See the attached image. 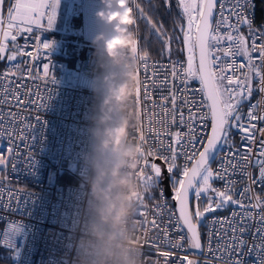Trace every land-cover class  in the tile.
I'll return each instance as SVG.
<instances>
[{"label": "snow or ice", "instance_id": "snow-or-ice-1", "mask_svg": "<svg viewBox=\"0 0 264 264\" xmlns=\"http://www.w3.org/2000/svg\"><path fill=\"white\" fill-rule=\"evenodd\" d=\"M147 2L151 4L152 0ZM58 3L59 0H0V61L6 60L10 65L0 71V138L9 145L6 154L0 155V171L10 162L14 167L22 156L16 142L23 144L32 127L26 123L30 117L23 114V109L34 103L25 99L34 93L23 81L33 78V68L21 58L31 59L34 53L27 51V40L24 45L17 40L32 33L34 26L43 28L41 21L45 16L47 28H51ZM162 3L169 13L175 5L184 21H174L173 31L178 28L182 35L185 61H171L172 40L179 37L169 35L162 23L146 13L141 2L129 0L134 14L132 26L144 20L150 34L163 45L161 55L169 57L168 64H149L150 54L135 35V71L139 81L133 99L138 124L131 130L130 139L136 141L141 156L136 170L140 191L133 222L138 233L142 228L158 233L149 247L163 258L164 264H171L173 259L176 264H201L198 257H204L202 264H245L249 256L254 257V264H264V196L253 190L255 185L264 190V127L258 126L264 124V42L258 43V37L264 41V33L257 34L252 20L244 13L251 0ZM242 25L248 26L247 36L240 31ZM35 47L49 49L51 44L43 42ZM238 57L243 58L242 62L237 61ZM149 68L161 69L162 78L158 71L149 76ZM42 71L47 78L49 65L44 64ZM194 81L199 83L198 91L191 87ZM156 88L167 91L159 104L152 97ZM256 92L261 99L251 103ZM197 95L202 97L200 101L196 100ZM142 100L152 104L151 112L142 108ZM245 104L246 112L242 110ZM209 120L210 132L206 131ZM233 131L239 134V147L231 140ZM31 156L29 151L27 157ZM157 159L163 161V166L155 162ZM179 159H183V165L177 163ZM213 162L217 164L215 169ZM249 169L257 171L254 174ZM237 175L247 181L239 193L233 179ZM165 181L174 211L168 207ZM216 181H221L223 187H214ZM18 191L5 189L0 177V200L7 195V204H11L17 200ZM157 192L159 201L149 209L145 200H156ZM229 208V216L216 215ZM165 213L168 223L163 219ZM172 225L180 234L175 240L170 236ZM201 227L208 228L206 247L201 243ZM139 235L145 236V243L151 239L144 233ZM249 235L253 238L251 245L245 239ZM160 237L178 251H159ZM145 264H158V260H146Z\"/></svg>", "mask_w": 264, "mask_h": 264}, {"label": "built area", "instance_id": "built-area-1", "mask_svg": "<svg viewBox=\"0 0 264 264\" xmlns=\"http://www.w3.org/2000/svg\"><path fill=\"white\" fill-rule=\"evenodd\" d=\"M80 3L82 8L80 39L67 37L60 41L56 36L43 34L34 28L32 33L25 34L17 40L19 45H24L27 40L29 45L27 51L34 53L31 59L21 58L33 68V78L23 82L27 84L28 91L34 93L25 99H30L34 103L23 109V114L30 117L26 123H30L32 127L28 129L30 135L23 144L16 142L22 156L17 158L14 167L10 162L3 171H0L4 188L19 190L15 202L7 204V195L0 200L2 224L0 246L7 251L3 257L7 258L8 264H138V258L143 253L144 264L146 260H158V264H164L163 258L158 256L154 248L149 247L152 241L157 239L158 233L147 228L140 229L139 233L151 238L145 243V236L139 235L132 219L136 210V195L140 191L136 170L141 156L137 151L136 141L130 139L131 130L138 124L133 99L139 81L135 71V53L127 59L120 58V62L116 63L105 56L101 42L99 56H95L93 37L99 32L111 34V26L103 24L96 17V11L103 7L101 0H80ZM258 4L259 0H251V6H246L244 13L252 20L253 30L260 34L264 33V16L259 17ZM7 7L8 4L5 3V10ZM240 31L245 36L249 34L247 25H242ZM43 42H49L51 47L49 49L35 47ZM260 42L264 41H260L258 37V43ZM71 52L75 55L71 56ZM177 60L185 61L186 55L171 54V61ZM242 60V57L237 58L238 62ZM1 62L0 71L10 66L6 60ZM148 62L165 65L169 63V57L167 55L149 57ZM100 63L105 67H99ZM44 64H48L50 68L47 78L42 71ZM157 71L161 72L162 78V70L159 68H149V76ZM129 73H132L131 87L125 83ZM108 74L112 75L114 85L123 84L124 87L119 97L112 100L111 120L106 124H98L96 120L101 115L100 101L108 94L104 79ZM191 87L198 91L199 83L194 81ZM92 88L97 90L96 96ZM166 94V90L159 88L152 91L153 100L157 104L161 95ZM201 99L200 95L196 96L197 101ZM260 99V93H253L251 103H256ZM141 103L144 110L152 111L150 102L142 100ZM247 108L248 105L245 104L242 110L246 112ZM122 117L128 118V130L123 136V142L120 143V151L116 152L111 148L100 149L103 129L118 124ZM258 126L264 127V124ZM147 127L145 117L144 128ZM210 129L209 120L206 131L210 132ZM234 132L236 140L232 142L239 147L240 137L236 131ZM148 143L151 144L152 140L149 139ZM8 147L6 139L0 138V155H5ZM126 148L133 149L137 154L135 165H132L131 158L123 156ZM29 151L31 157H27ZM224 152H227V148ZM121 159H124L125 163L120 169V176H126L129 183L114 187L111 195L121 194L128 208L122 218L113 221L112 215H115V212L106 218L101 215L99 209L103 207L104 202L89 192L88 181L94 175L93 165L96 164L109 173L101 185L107 186L109 181L114 179L110 175L112 167ZM85 160L89 161L87 165L84 163ZM155 162L163 165V161L158 159ZM177 163L183 165L184 161L179 159ZM211 166L215 169L216 162ZM249 170L254 174L257 171ZM233 179L237 181L235 190L239 193L247 181L239 175ZM216 185L219 188L223 187L221 181H216ZM164 187L168 207L174 211L175 206L171 195L168 194L166 183ZM253 190L255 194L264 196L261 185H255ZM158 201L157 192L156 200L146 199L145 203L150 209ZM117 204L119 206V202ZM231 211L229 208L217 212L216 215L227 217ZM163 219L168 223L167 213ZM208 220H211V217H208ZM201 228L203 244L206 247L208 228ZM179 235L175 233L172 225L171 238L175 240ZM245 239L249 245L253 243L251 235ZM184 244L187 248L186 240ZM158 248L159 251H178L164 244L162 237L158 241ZM203 259L204 257H200L201 264ZM171 264H176L174 259ZM245 264H254V257H247Z\"/></svg>", "mask_w": 264, "mask_h": 264}, {"label": "clouds", "instance_id": "clouds-1", "mask_svg": "<svg viewBox=\"0 0 264 264\" xmlns=\"http://www.w3.org/2000/svg\"><path fill=\"white\" fill-rule=\"evenodd\" d=\"M102 8L96 11V17L105 25L111 26V34H105L104 32L97 33L92 40L95 46V56H99L100 43L103 42V53L105 56L116 63L120 62V58H129L131 53L132 41H135V34L131 30V26L134 24L133 10L129 4V0H101ZM99 67L103 68V63L99 64ZM132 73H129V78L125 81L129 87H131ZM108 87V94L100 101L101 115L99 116L96 123L106 124L107 121L111 120V112L113 108L111 106L112 100L116 99L120 95V91L124 85H114L112 83V75L108 74L104 77ZM93 94L96 96L97 90L91 89ZM118 102H120L118 100ZM128 130V118L122 117L120 122L116 125H110L103 129V135L100 140L99 148L108 149L111 148L113 151H120V143L123 142V136ZM94 134L95 131H94ZM136 153L131 148H126L123 151V156L131 158L132 165L137 163ZM85 165L89 161H84ZM125 160H118L117 163L112 167L110 175L114 178L109 181L107 186L102 187V182L105 176L109 173L101 168L99 165H93L94 175L89 179L88 186L89 192L104 202L103 207L99 209L102 216L105 218L108 215H112L113 221H118L127 211L128 206L125 205V198L121 194L112 196V189L118 185H126L129 180L126 176H120V169L124 165ZM131 166V165H130ZM119 177V179H115ZM119 202V206L117 204ZM138 264H144L142 254L138 258Z\"/></svg>", "mask_w": 264, "mask_h": 264}, {"label": "trees", "instance_id": "trees-1", "mask_svg": "<svg viewBox=\"0 0 264 264\" xmlns=\"http://www.w3.org/2000/svg\"><path fill=\"white\" fill-rule=\"evenodd\" d=\"M138 2H141L142 7L145 9L148 15L152 16L153 20L163 24L164 28L167 30L169 35H172L174 37H179V39L172 40V45H171L172 54L175 56L186 55V52L181 51V49L184 47L182 43L181 33L179 32L178 28L175 31H173L175 27L173 23L174 21H178L179 23H184V21L180 19L179 11L175 7V5H173L171 12L169 13L163 6L162 0H152L151 4H149L147 0H138ZM153 5H155V8H153ZM258 12H259V17L264 16V0H259ZM73 28H74L73 31L55 32L54 36H56L60 41L67 39V37L80 39L82 37L81 14H79L76 17V21L74 23ZM131 30L134 32L135 35H138L139 42L142 45L143 50L147 51L150 54V57L161 56V49L163 48V45L158 40H156L154 36L150 34L148 30V26L146 25L144 20H139L135 26H131ZM131 44H132V48L129 57H131L135 53L133 51L135 41H132ZM71 54H72L71 56L75 55L73 52H71ZM1 63H3V61ZM235 136H236L235 132L233 131L231 135L232 141L236 140ZM1 227L2 224L0 223V234L2 231ZM5 253H7V251L0 246V264H8L7 258L3 257V254Z\"/></svg>", "mask_w": 264, "mask_h": 264}, {"label": "crops", "instance_id": "crops-1", "mask_svg": "<svg viewBox=\"0 0 264 264\" xmlns=\"http://www.w3.org/2000/svg\"><path fill=\"white\" fill-rule=\"evenodd\" d=\"M5 8V5H4ZM80 0H59L56 18L51 28H47V16L41 21L43 28L38 29L41 33L54 36L55 32H66L74 30L76 17L81 14Z\"/></svg>", "mask_w": 264, "mask_h": 264}, {"label": "water", "instance_id": "water-1", "mask_svg": "<svg viewBox=\"0 0 264 264\" xmlns=\"http://www.w3.org/2000/svg\"><path fill=\"white\" fill-rule=\"evenodd\" d=\"M165 183H166V187H167V181H165ZM167 190H168V189H167ZM168 194L171 195V194H170V190H168ZM173 204H174V203H173ZM174 206H175V204H174ZM200 232H201V228H200ZM201 243H202V245H204V244H203V235H202V232H201ZM198 259L200 260V257H198Z\"/></svg>", "mask_w": 264, "mask_h": 264}, {"label": "rangeland", "instance_id": "rangeland-1", "mask_svg": "<svg viewBox=\"0 0 264 264\" xmlns=\"http://www.w3.org/2000/svg\"><path fill=\"white\" fill-rule=\"evenodd\" d=\"M10 47H11V45H10ZM133 51H134V50H133ZM4 61H5V60H4ZM4 61H3V62H4ZM156 163L161 164L160 162H156ZM161 165H162V164H161ZM162 166H163V165H162ZM214 187L219 188L218 185H216V182L214 183Z\"/></svg>", "mask_w": 264, "mask_h": 264}]
</instances>
